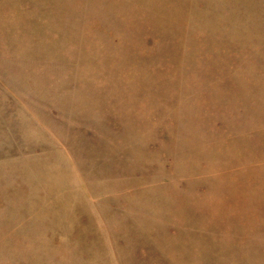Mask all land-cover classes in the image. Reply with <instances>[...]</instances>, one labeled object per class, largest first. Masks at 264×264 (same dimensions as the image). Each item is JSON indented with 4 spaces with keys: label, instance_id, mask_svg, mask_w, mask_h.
Wrapping results in <instances>:
<instances>
[{
    "label": "rangeland",
    "instance_id": "374dc122",
    "mask_svg": "<svg viewBox=\"0 0 264 264\" xmlns=\"http://www.w3.org/2000/svg\"><path fill=\"white\" fill-rule=\"evenodd\" d=\"M0 264H264V0H0Z\"/></svg>",
    "mask_w": 264,
    "mask_h": 264
},
{
    "label": "crops",
    "instance_id": "0c3cea01",
    "mask_svg": "<svg viewBox=\"0 0 264 264\" xmlns=\"http://www.w3.org/2000/svg\"><path fill=\"white\" fill-rule=\"evenodd\" d=\"M92 2V7H93V0H90Z\"/></svg>",
    "mask_w": 264,
    "mask_h": 264
}]
</instances>
